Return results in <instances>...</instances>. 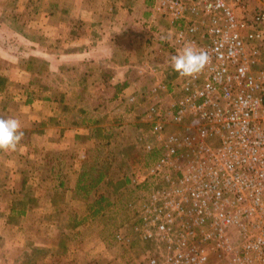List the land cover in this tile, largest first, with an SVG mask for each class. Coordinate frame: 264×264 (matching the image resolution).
Instances as JSON below:
<instances>
[{"label": "crops", "instance_id": "obj_1", "mask_svg": "<svg viewBox=\"0 0 264 264\" xmlns=\"http://www.w3.org/2000/svg\"><path fill=\"white\" fill-rule=\"evenodd\" d=\"M152 2L0 0V118L25 132L0 151V264H126L103 224L84 219L97 185L85 200L77 181L91 167L97 179L107 135L131 126L142 137V94L169 78L147 33ZM149 56L156 73L139 75Z\"/></svg>", "mask_w": 264, "mask_h": 264}, {"label": "built area", "instance_id": "obj_2", "mask_svg": "<svg viewBox=\"0 0 264 264\" xmlns=\"http://www.w3.org/2000/svg\"><path fill=\"white\" fill-rule=\"evenodd\" d=\"M159 18L169 78L142 94L151 159L128 178L113 242L127 264H264V0H153ZM187 44L209 56L194 77L168 62Z\"/></svg>", "mask_w": 264, "mask_h": 264}, {"label": "rangeland", "instance_id": "obj_3", "mask_svg": "<svg viewBox=\"0 0 264 264\" xmlns=\"http://www.w3.org/2000/svg\"><path fill=\"white\" fill-rule=\"evenodd\" d=\"M157 21L155 20L150 26H147V33L150 36L149 32L152 30L154 37L160 38V32L164 30L162 27L165 21L161 20L159 26ZM141 140L138 128L128 126L122 127L116 134L107 135V138H103V142L99 143L103 151L100 155L97 154V159H99L97 168L103 171L104 178L102 182L100 181L97 184L96 198L103 196L105 200L102 204L107 205L98 210L97 218H95L96 215L91 217L86 215V217L92 218L91 224H103L101 226L102 232L101 230L99 232L103 234V231H107L103 234V237H107L104 238L108 241V244L111 243L110 232L117 229V226L127 217L125 204L133 196L132 187L129 185V176L141 171L151 159V156L143 150ZM104 144L108 145L104 146ZM96 198L91 196L89 202L94 201Z\"/></svg>", "mask_w": 264, "mask_h": 264}, {"label": "clouds", "instance_id": "obj_4", "mask_svg": "<svg viewBox=\"0 0 264 264\" xmlns=\"http://www.w3.org/2000/svg\"><path fill=\"white\" fill-rule=\"evenodd\" d=\"M209 61L208 53L187 44L169 58L173 71L183 77H194L201 73ZM25 136L17 118H0V151L14 152Z\"/></svg>", "mask_w": 264, "mask_h": 264}, {"label": "trees", "instance_id": "obj_5", "mask_svg": "<svg viewBox=\"0 0 264 264\" xmlns=\"http://www.w3.org/2000/svg\"><path fill=\"white\" fill-rule=\"evenodd\" d=\"M93 170H94L93 167H91L90 169L89 168L86 169L85 172L88 174V176L85 179L81 178V179H79L77 181V189L82 194V195H80V197L82 199H85V200H88L89 192L91 191L92 188H94L97 184H99L100 181H102L103 176H104L103 171L97 168V179H95V176L92 175ZM104 200L105 199H104L103 196H99V198H96L94 201L87 202L86 215H88V216L90 215V217L93 216V215H96L98 210L103 209L107 205V204H105V205L102 204V202ZM86 215L84 216V219L87 218ZM113 230L110 232V238H111V240H110L111 241V246L110 247L114 250L115 253H119L120 255L123 256V258H125V257L128 256L127 252H124L125 250L123 248L119 247L117 244H115L113 242V236H114V232H115L116 229L114 231ZM125 263L127 264V260L126 259H125Z\"/></svg>", "mask_w": 264, "mask_h": 264}]
</instances>
